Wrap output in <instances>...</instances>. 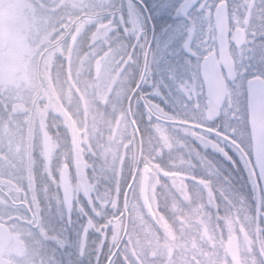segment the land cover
<instances>
[{
    "label": "snow or ice",
    "instance_id": "1",
    "mask_svg": "<svg viewBox=\"0 0 264 264\" xmlns=\"http://www.w3.org/2000/svg\"><path fill=\"white\" fill-rule=\"evenodd\" d=\"M41 15L59 94L0 89V241L25 245L0 264H264V0Z\"/></svg>",
    "mask_w": 264,
    "mask_h": 264
},
{
    "label": "rangeland",
    "instance_id": "2",
    "mask_svg": "<svg viewBox=\"0 0 264 264\" xmlns=\"http://www.w3.org/2000/svg\"><path fill=\"white\" fill-rule=\"evenodd\" d=\"M47 0H7L0 8V89L27 98L31 95L41 102L46 95H58V85L53 78V64H46L43 51L51 33L50 24L41 15ZM84 104L87 100L83 101ZM234 183L244 192H250L245 172L231 170ZM19 241V247H14ZM247 242L246 238L226 237L221 254L225 250L238 257ZM23 241L13 237L7 255L22 254ZM14 264L15 261L11 260Z\"/></svg>",
    "mask_w": 264,
    "mask_h": 264
},
{
    "label": "water",
    "instance_id": "3",
    "mask_svg": "<svg viewBox=\"0 0 264 264\" xmlns=\"http://www.w3.org/2000/svg\"><path fill=\"white\" fill-rule=\"evenodd\" d=\"M6 1L7 0H0V8L3 7V5H5ZM11 241L8 240L7 236L3 241H0V252L6 254V249L10 246ZM8 264H13V263L9 260Z\"/></svg>",
    "mask_w": 264,
    "mask_h": 264
},
{
    "label": "trees",
    "instance_id": "4",
    "mask_svg": "<svg viewBox=\"0 0 264 264\" xmlns=\"http://www.w3.org/2000/svg\"><path fill=\"white\" fill-rule=\"evenodd\" d=\"M68 2V0H55V3L57 4V5H62V3H67ZM57 11H59V8H57ZM50 14V13H49ZM50 29H51V27H50ZM51 31H52V29H51ZM53 72H55L54 70H53ZM54 74V73H53ZM73 92H75V86H73ZM82 99V103H83V101L84 100H87L86 98H81ZM70 236H71V238L73 239V240H75V234L74 233H72L71 232V230H70ZM85 264H87V262H85Z\"/></svg>",
    "mask_w": 264,
    "mask_h": 264
}]
</instances>
